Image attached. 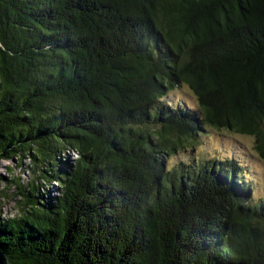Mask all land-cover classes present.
<instances>
[{
  "label": "trees",
  "instance_id": "16d2710c",
  "mask_svg": "<svg viewBox=\"0 0 264 264\" xmlns=\"http://www.w3.org/2000/svg\"><path fill=\"white\" fill-rule=\"evenodd\" d=\"M208 129L264 161V0H0V160L44 182L0 220L8 264H264L239 162L169 163Z\"/></svg>",
  "mask_w": 264,
  "mask_h": 264
},
{
  "label": "rangeland",
  "instance_id": "374dc122",
  "mask_svg": "<svg viewBox=\"0 0 264 264\" xmlns=\"http://www.w3.org/2000/svg\"><path fill=\"white\" fill-rule=\"evenodd\" d=\"M169 96L174 100L172 105L186 103L190 108H195V103L187 87L177 89ZM254 146L255 139L250 136L237 135L231 131L217 132L208 129L200 137L199 144L187 155H183L184 152H179L169 159V163L172 166L181 160L201 159L212 162L234 159L242 166L247 182L254 185L253 198L258 200L264 198V161L258 158L256 154L253 155ZM254 152L256 153V151ZM31 166L32 162L28 156L0 160V220L7 221L19 218L22 211L25 210L21 201L23 199L17 191L19 185V188L26 187L32 179H36L38 173H35L36 169L33 173ZM36 181L37 186L39 184L44 185V182L40 183L39 178ZM56 185L55 183V188ZM53 187V185L48 186L52 193L55 189ZM45 188L41 190V193L49 195L50 192Z\"/></svg>",
  "mask_w": 264,
  "mask_h": 264
},
{
  "label": "water",
  "instance_id": "95a60500",
  "mask_svg": "<svg viewBox=\"0 0 264 264\" xmlns=\"http://www.w3.org/2000/svg\"><path fill=\"white\" fill-rule=\"evenodd\" d=\"M0 264H8V259L6 255L0 251Z\"/></svg>",
  "mask_w": 264,
  "mask_h": 264
}]
</instances>
